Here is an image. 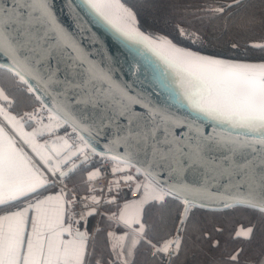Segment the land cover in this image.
Here are the masks:
<instances>
[{
  "label": "snow or ice",
  "instance_id": "obj_1",
  "mask_svg": "<svg viewBox=\"0 0 264 264\" xmlns=\"http://www.w3.org/2000/svg\"><path fill=\"white\" fill-rule=\"evenodd\" d=\"M0 264H264V0H0Z\"/></svg>",
  "mask_w": 264,
  "mask_h": 264
},
{
  "label": "trees",
  "instance_id": "obj_2",
  "mask_svg": "<svg viewBox=\"0 0 264 264\" xmlns=\"http://www.w3.org/2000/svg\"><path fill=\"white\" fill-rule=\"evenodd\" d=\"M239 219H240L239 216H231L227 218H222V222L225 228V238L227 237L228 231H230L237 224V221ZM208 220H209V226H211V223L215 222L211 217H208Z\"/></svg>",
  "mask_w": 264,
  "mask_h": 264
},
{
  "label": "built area",
  "instance_id": "obj_3",
  "mask_svg": "<svg viewBox=\"0 0 264 264\" xmlns=\"http://www.w3.org/2000/svg\"><path fill=\"white\" fill-rule=\"evenodd\" d=\"M104 183L103 180H99L95 182V187L99 188Z\"/></svg>",
  "mask_w": 264,
  "mask_h": 264
}]
</instances>
